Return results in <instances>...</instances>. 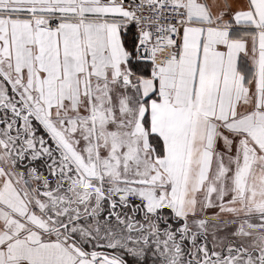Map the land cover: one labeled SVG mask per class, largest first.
<instances>
[{
  "label": "snow or ice",
  "instance_id": "6c2138e0",
  "mask_svg": "<svg viewBox=\"0 0 264 264\" xmlns=\"http://www.w3.org/2000/svg\"><path fill=\"white\" fill-rule=\"evenodd\" d=\"M0 264H264V0H0Z\"/></svg>",
  "mask_w": 264,
  "mask_h": 264
}]
</instances>
